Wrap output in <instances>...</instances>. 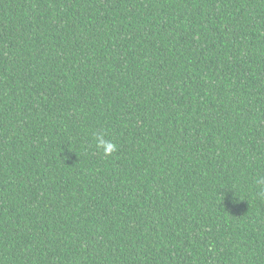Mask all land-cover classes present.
<instances>
[{"label":"trees","instance_id":"obj_1","mask_svg":"<svg viewBox=\"0 0 264 264\" xmlns=\"http://www.w3.org/2000/svg\"><path fill=\"white\" fill-rule=\"evenodd\" d=\"M260 177L264 0H0V264H264Z\"/></svg>","mask_w":264,"mask_h":264},{"label":"clouds","instance_id":"obj_2","mask_svg":"<svg viewBox=\"0 0 264 264\" xmlns=\"http://www.w3.org/2000/svg\"><path fill=\"white\" fill-rule=\"evenodd\" d=\"M96 147L101 149L105 156H111L114 152L117 151V145L111 140L105 139V134L99 132L95 135ZM256 183L258 185H264V177L257 179ZM264 195V193H262Z\"/></svg>","mask_w":264,"mask_h":264}]
</instances>
